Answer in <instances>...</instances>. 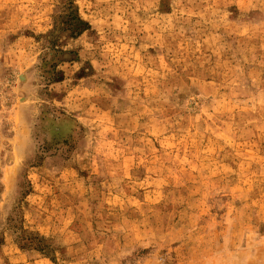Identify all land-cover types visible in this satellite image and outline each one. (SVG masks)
Returning <instances> with one entry per match:
<instances>
[{"label": "rangeland", "instance_id": "obj_1", "mask_svg": "<svg viewBox=\"0 0 264 264\" xmlns=\"http://www.w3.org/2000/svg\"><path fill=\"white\" fill-rule=\"evenodd\" d=\"M0 264H264V0H0Z\"/></svg>", "mask_w": 264, "mask_h": 264}]
</instances>
